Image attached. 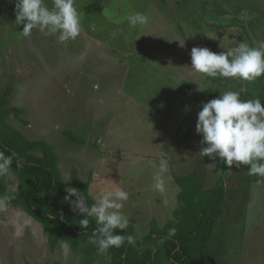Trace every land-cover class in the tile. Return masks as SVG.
<instances>
[{"label": "rangeland", "instance_id": "374dc122", "mask_svg": "<svg viewBox=\"0 0 264 264\" xmlns=\"http://www.w3.org/2000/svg\"><path fill=\"white\" fill-rule=\"evenodd\" d=\"M75 6L82 31L61 43L59 33L39 28L24 36L15 0H0L6 120L25 138L53 147L66 188L89 178L93 198L123 188L129 198L121 211L144 234L151 218L163 224L172 215L178 186L171 168L198 173L207 187L220 174L221 159L199 153L207 146L196 132L202 102L231 90L264 103V76L209 77L191 68L190 56L193 47L215 53L240 43L259 47L264 0H75ZM134 12L146 15L147 24L131 27L127 16ZM1 177L9 189L17 187L13 173ZM160 177L163 191L154 187ZM224 179L209 248L226 264H264V177L241 165ZM0 264L87 263L66 242L50 247L42 225L13 205L0 207ZM92 264H110L107 251Z\"/></svg>", "mask_w": 264, "mask_h": 264}, {"label": "trees", "instance_id": "16d2710c", "mask_svg": "<svg viewBox=\"0 0 264 264\" xmlns=\"http://www.w3.org/2000/svg\"><path fill=\"white\" fill-rule=\"evenodd\" d=\"M91 1L98 4L102 0ZM9 94L10 88L0 93V151L6 156L16 154L10 173L16 176L19 185L11 190L0 176V199L6 198L5 208L16 205L39 222L50 247H54L57 240L66 242L73 251L82 254L87 264H92L98 253L97 245L90 243L98 227L95 218L86 217L89 226L81 228L79 223L84 214L72 210L71 202L64 199L67 188L53 147L44 140L25 138L7 122L5 106ZM14 111L17 114L18 111ZM17 158L22 161V167H17ZM248 167L246 165L247 171ZM231 169L220 160V174L212 186L207 187L198 173L178 175L171 168L172 178L179 188L171 218L161 225L151 218L144 234L130 221L122 232L117 229L116 233L125 237L132 235L136 242L130 245L125 239L121 247H110L107 250L110 264H226L209 248V242L225 199L224 175ZM90 182L89 178L75 183L89 207L95 203L88 193ZM173 228L175 235L169 237V230Z\"/></svg>", "mask_w": 264, "mask_h": 264}, {"label": "clouds", "instance_id": "9594fccd", "mask_svg": "<svg viewBox=\"0 0 264 264\" xmlns=\"http://www.w3.org/2000/svg\"><path fill=\"white\" fill-rule=\"evenodd\" d=\"M15 10L17 23L24 24V36H28L34 28H39L41 31L47 30V34L59 33L58 40L64 43L76 39L82 31L81 16L75 0H53L51 9L44 0H15ZM127 20L131 27H136L147 24L148 17L134 12L127 16ZM190 56L191 68L209 77L253 82L264 76V42L259 47L240 43L220 53L207 47H193ZM196 132L202 135L201 143L207 145L199 152L202 157L207 156L213 160L219 157L228 169L247 165L249 175L264 177V103L259 97L245 100L239 91L230 90L218 98L202 102ZM15 156V153L6 156L0 151V176L11 174ZM16 164L17 167L23 166L18 158ZM164 170L166 164L161 162L160 171ZM154 187L163 191L162 181L157 179ZM66 191L64 199L71 202L75 211L84 214L79 223L82 229L89 226L86 217L95 218L98 227L93 231L90 243L97 245L99 252L103 253L110 247L119 248L125 239L128 244L135 245L134 236L125 237L116 233L117 229L122 232L129 225V218L121 211L129 198L123 188L98 192L91 207L85 203L84 196L77 188L68 187ZM5 199H0V207L4 206ZM168 235H175V229H170Z\"/></svg>", "mask_w": 264, "mask_h": 264}, {"label": "crops", "instance_id": "0c3cea01", "mask_svg": "<svg viewBox=\"0 0 264 264\" xmlns=\"http://www.w3.org/2000/svg\"><path fill=\"white\" fill-rule=\"evenodd\" d=\"M190 172H192V171H190ZM176 174H177V173H176ZM187 174H188V173H187ZM184 175H185V174H184ZM170 178L173 180L172 175H171ZM171 179H170V180H171ZM159 180H161V177L159 178ZM173 181H174V180H173ZM175 184H176V183H175ZM178 189H179V188H178ZM176 195H177V194H176ZM175 205H176V200H175ZM174 207H175V206H174ZM174 207H173V209H174ZM173 209H172V211H173ZM171 216H172V215H171ZM170 218H171V217H170ZM170 218H169V219H170ZM160 225H161V224H160Z\"/></svg>", "mask_w": 264, "mask_h": 264}]
</instances>
